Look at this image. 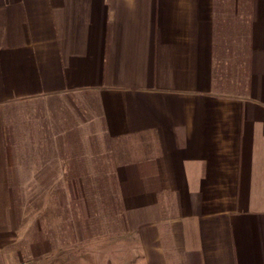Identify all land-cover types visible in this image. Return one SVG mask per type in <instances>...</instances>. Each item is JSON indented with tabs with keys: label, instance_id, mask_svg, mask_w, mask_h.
I'll use <instances>...</instances> for the list:
<instances>
[{
	"label": "crops",
	"instance_id": "1",
	"mask_svg": "<svg viewBox=\"0 0 264 264\" xmlns=\"http://www.w3.org/2000/svg\"><path fill=\"white\" fill-rule=\"evenodd\" d=\"M34 100L74 113L18 136L52 175L109 177L126 264H264V0H0V187L3 113Z\"/></svg>",
	"mask_w": 264,
	"mask_h": 264
},
{
	"label": "rangeland",
	"instance_id": "2",
	"mask_svg": "<svg viewBox=\"0 0 264 264\" xmlns=\"http://www.w3.org/2000/svg\"><path fill=\"white\" fill-rule=\"evenodd\" d=\"M67 104L55 103L59 110L56 119L50 115L51 102H22L3 111L12 125V137L8 161L10 187H0V221L12 217L9 224L12 235L0 238V264L129 262L132 249L129 239L122 238L125 230L122 205L111 189L109 177L102 170L101 175L94 174L98 169L93 160L92 175H77L78 170L74 175H52L51 160L33 159L36 154L51 155L50 145L43 144L41 151L40 145L26 142L33 139L31 136H18L28 122L46 125L58 121L64 126L67 115L74 113L71 104L70 107ZM44 133L50 135V128H44ZM111 146L108 151L113 149L117 155H130L129 139ZM37 147L39 151L35 152ZM55 147L60 157L75 153L70 165H82L76 160L81 157L80 149L72 150L74 146L69 144Z\"/></svg>",
	"mask_w": 264,
	"mask_h": 264
}]
</instances>
